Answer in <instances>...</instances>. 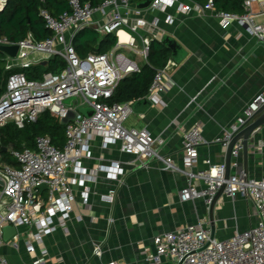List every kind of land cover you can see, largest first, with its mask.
Returning <instances> with one entry per match:
<instances>
[{
    "label": "built area",
    "instance_id": "1",
    "mask_svg": "<svg viewBox=\"0 0 264 264\" xmlns=\"http://www.w3.org/2000/svg\"><path fill=\"white\" fill-rule=\"evenodd\" d=\"M9 0H0V11ZM69 11L53 17L47 10L40 9L39 16L51 36L35 41L31 35L14 43L0 37L1 46H17L15 57L0 52L6 61L5 69H29L53 58L63 60L65 66L55 73H45L38 80H29L24 73L11 74L0 96V128L13 124L22 129L27 123L35 122L40 114L49 112L65 124V141L61 147L52 144L47 136L35 138L33 149L11 151L15 165L0 161V245L3 242V229L12 226L34 228L33 242L41 243L44 237L59 228H64L72 212L74 191L68 178L75 174L73 181L86 203L88 193L85 183L94 181L99 174L117 185H122L125 171L122 164L112 161L87 170L82 160L90 156V143L99 138L100 147H117L120 154L134 157L140 167L157 162L165 171L181 175L185 185L179 192L181 202L203 200L210 206L217 193L230 199L240 196L249 200L255 210L257 223L243 231H235L224 240L211 238L207 223L199 221L193 226L157 235L153 238L155 253L143 257L147 264H162L168 260L173 264H264V175L261 178L246 175L240 169L238 158L242 147L236 144L231 151L230 173L225 178L224 164H214L205 160V169H197L199 148L205 145L202 127L198 124L188 130L182 139V155L179 163L164 155L165 140L153 136L146 129L128 128L126 121L132 113L133 102H111L114 90L125 76L139 71L137 62L125 55L146 62L149 46L153 40L160 41L155 30L158 19L151 21L142 16L144 11L156 13L176 7L187 16L204 17L213 13L223 27L235 24L247 35L264 44V0H243L242 13L217 11L212 0L198 3L192 0H152L145 10H138L130 0H103L97 7L81 0H64ZM258 4L256 11L254 6ZM91 29L101 36L113 35L115 46L104 54L88 55L80 59L72 46L76 34ZM168 60L157 70L148 89L146 99L158 106L160 95L171 80ZM72 99L71 104L66 101ZM264 105V89L247 104L241 116L230 130H223L215 143L226 150L239 128ZM80 109H90L92 114L85 117ZM45 186L40 191V186ZM115 188L99 194V201L113 204ZM112 222V220H109ZM14 235L10 240L16 245ZM25 248L33 252L32 242ZM100 255L98 247L93 249ZM39 261L48 255L43 247L39 249ZM0 264H8L0 255ZM115 264V263H105Z\"/></svg>",
    "mask_w": 264,
    "mask_h": 264
},
{
    "label": "crops",
    "instance_id": "2",
    "mask_svg": "<svg viewBox=\"0 0 264 264\" xmlns=\"http://www.w3.org/2000/svg\"><path fill=\"white\" fill-rule=\"evenodd\" d=\"M254 9L257 11L259 5ZM142 16L148 21L156 17L159 40L162 36L172 38L185 55L180 63H174L169 52L168 60L173 62L168 71L171 86L160 95L158 106L150 104L145 96L148 108L143 112L132 110L125 126L160 135L166 142L162 153L179 163L184 134L199 124L207 143L198 150L197 169L206 168L205 160L224 164L225 149L215 140L236 124L247 104L264 89V44L235 24L221 26L213 13L187 16L173 7L156 13L144 11ZM262 21L264 17L257 19ZM123 53L138 66L143 65L140 58ZM248 145V175L261 178L264 127L252 134ZM112 161L120 162L125 171L122 185L99 174L85 183L88 198L84 203L82 189L73 182L76 176L70 172L75 198L66 226L44 237L41 243L32 240L34 228L17 227L16 245L8 241L0 245V255L8 264H147L142 254L155 253L152 240L157 235L204 221L210 232L213 227L214 239L224 240L257 223L252 203L240 196L232 200L224 194L216 195L212 212L203 200L181 202L179 192L185 185L181 175L163 170L157 162L140 167L139 161L120 154L115 146L102 149L97 137L91 141L90 156L82 160V166L92 170ZM238 162L243 169L241 153ZM109 188L116 190L110 205L98 197ZM27 242H32L33 252L26 250ZM43 247L48 255L38 263ZM96 247L99 256L93 254Z\"/></svg>",
    "mask_w": 264,
    "mask_h": 264
},
{
    "label": "trees",
    "instance_id": "3",
    "mask_svg": "<svg viewBox=\"0 0 264 264\" xmlns=\"http://www.w3.org/2000/svg\"><path fill=\"white\" fill-rule=\"evenodd\" d=\"M91 7H97L103 0H81ZM152 0H130L134 5ZM206 3L208 0H192ZM217 11L240 14L243 0H212ZM40 9L47 10L53 17H58L69 11L64 0H9L0 11V37H6L11 42H18L31 35L35 41H42L51 36L39 16ZM116 44L113 35L101 36L91 29L80 31L73 39L72 46L80 59L88 55L104 54ZM169 59L168 50L156 40L150 43L146 62L139 66V71L125 76L117 84L111 102H136L142 100L148 92L157 70L163 68ZM6 61L0 53V96L5 91L6 81L13 73H24L29 80H38L45 73H55L62 70L65 63L58 57H53L45 65H37L29 69H5ZM65 124L58 117L43 112L35 122L27 123L22 129L13 124L0 128V160L7 165H15L11 151L24 148L33 149L35 138L47 136L53 145L61 147L65 141Z\"/></svg>",
    "mask_w": 264,
    "mask_h": 264
},
{
    "label": "water",
    "instance_id": "4",
    "mask_svg": "<svg viewBox=\"0 0 264 264\" xmlns=\"http://www.w3.org/2000/svg\"><path fill=\"white\" fill-rule=\"evenodd\" d=\"M151 1H146L142 2L136 5V8L138 10H145L148 8L150 5ZM167 50L170 52V57L171 60L174 63H180L181 60L183 59L185 52L183 49L170 37L168 36H162L160 41H159ZM17 46H1L0 47V52L10 56V57H15L17 53ZM46 62H42L41 65H45ZM148 102L143 99L138 102H135L132 105V110L134 112H143L146 108H148ZM79 113L84 115L85 117H90L92 114V111L90 109H80ZM261 127H264V105L253 115L252 118L247 120L246 124L242 127L239 128V131L233 135L231 141L229 142L226 150H225V155H224V166H225V178H228L230 175V162H231V151L233 147L236 144H240L242 147L241 154L243 158V171L247 175L248 174V149L249 145L248 142L250 140V137L254 132H256L258 129ZM2 184L0 183V186ZM40 191L45 190V186H40L38 188ZM223 190L221 189L218 193L217 196L221 195ZM215 199L212 201L210 205V212H212L214 204H215ZM16 231L12 226L5 227L3 229V241H8L10 240L14 235ZM211 238H214V229L211 226ZM166 264H173L172 262H168Z\"/></svg>",
    "mask_w": 264,
    "mask_h": 264
},
{
    "label": "rangeland",
    "instance_id": "5",
    "mask_svg": "<svg viewBox=\"0 0 264 264\" xmlns=\"http://www.w3.org/2000/svg\"><path fill=\"white\" fill-rule=\"evenodd\" d=\"M72 101H73L72 99L67 100V101H66V104L69 105V104H71Z\"/></svg>",
    "mask_w": 264,
    "mask_h": 264
}]
</instances>
